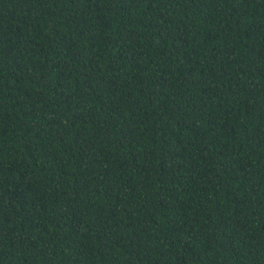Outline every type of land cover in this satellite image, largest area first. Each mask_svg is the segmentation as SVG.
<instances>
[{
  "label": "trees",
  "instance_id": "trees-1",
  "mask_svg": "<svg viewBox=\"0 0 264 264\" xmlns=\"http://www.w3.org/2000/svg\"><path fill=\"white\" fill-rule=\"evenodd\" d=\"M0 264H264V0H0Z\"/></svg>",
  "mask_w": 264,
  "mask_h": 264
}]
</instances>
